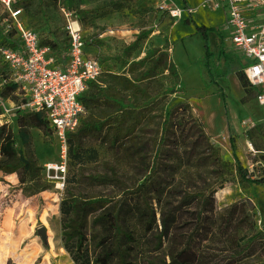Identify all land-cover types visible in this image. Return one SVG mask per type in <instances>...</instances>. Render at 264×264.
I'll list each match as a JSON object with an SVG mask.
<instances>
[{"label":"rangeland","instance_id":"obj_1","mask_svg":"<svg viewBox=\"0 0 264 264\" xmlns=\"http://www.w3.org/2000/svg\"><path fill=\"white\" fill-rule=\"evenodd\" d=\"M107 2L110 0H16L24 8L27 25L37 28L43 40L67 42L69 24L78 21L85 42L90 44L87 53L97 56L103 66L104 73L98 83H110V87L129 101L120 116L119 143L111 148L102 138H83L86 146L99 150V161L83 167L67 164L68 177L77 175L82 192L115 198L90 223L92 264H144L159 252L157 236L164 227L167 242L186 191L204 188L209 181L224 185L216 194L221 209L240 196L251 198L256 206V228L264 231V186L242 187L237 181L222 92L227 96L231 124L236 130L238 156L256 177L264 175V164L258 161L260 154L246 132L264 122V105L247 92L251 85L244 71L225 74L224 58L217 52L218 31L211 30L225 27L222 10L199 8L201 0H130L115 4V12L101 18H96L95 13H77L94 10ZM165 4L198 9L194 14L185 11L182 19L175 22L177 18L169 15ZM146 8L153 11L146 12ZM5 20L0 4V46L4 44ZM197 25L209 29L208 56L203 35L190 34ZM143 29L152 31L149 38L138 50L127 53L126 47ZM183 36L186 40L174 46L176 39ZM165 46L171 48L180 79L174 80L168 71L160 69L153 80L135 83L138 72L131 63L144 58L154 48ZM221 50L236 55L242 64L246 62L232 47ZM207 61L210 71L206 68ZM219 61L221 76L213 72ZM7 71L0 53V90L5 85L2 79L7 77ZM124 81L136 84L141 92L133 95ZM21 104L19 97V102L12 101L10 107H4L0 123L6 122L18 131L21 125L16 114ZM180 104L183 107L171 119L169 140L160 146L166 109ZM87 115L88 112L84 118ZM33 136L39 171L0 200V225L7 228L0 226V239L10 238L13 243L10 252L8 248L0 249L5 254L2 258L5 264L8 260L17 264H74L63 248L57 189L42 176L45 165L62 160L61 147L49 128L33 129ZM158 150L164 153L158 159L159 175L142 185L145 175L157 165ZM218 158L224 163L219 164ZM113 170L122 187L117 182L106 186L91 179L93 174L110 175ZM144 197L149 209H145ZM4 208L8 209L7 213H3ZM256 255L257 260L264 261V249Z\"/></svg>","mask_w":264,"mask_h":264},{"label":"trees","instance_id":"obj_2","mask_svg":"<svg viewBox=\"0 0 264 264\" xmlns=\"http://www.w3.org/2000/svg\"><path fill=\"white\" fill-rule=\"evenodd\" d=\"M128 1L130 0H110V2L100 4L94 10H78L77 13H95L96 18H101L113 14L115 4ZM145 11L151 12L153 8H146ZM35 29L37 30V28ZM208 30V28L199 30L204 34L207 56L209 52L206 31ZM37 32L39 34L38 30ZM151 32L147 29L141 30L126 47V52L131 53L138 50L142 42L149 38ZM39 38L41 46L59 49L57 51L60 56L65 53L66 42L46 41L41 38L40 34ZM3 42H9V37L5 33ZM86 44L90 46V44ZM170 49L166 46L154 48L144 58L133 61L131 65L136 67L138 72L137 78L134 80L135 83L153 80L157 77V72L160 69L168 71L170 76L178 81L180 72L171 56ZM220 56L224 58L226 76L244 71L243 64L236 55L222 50ZM4 64L7 67L5 62ZM220 67L219 61L213 70L219 76H221ZM206 68L210 71L209 61L206 63ZM7 72V77L2 79L5 81V85L0 90V116L5 113L3 105L5 102H19L18 84L10 81L9 70ZM100 77L89 82L86 91L80 96L88 115L83 117L77 129L68 135L67 164L70 167H83L100 159L99 150L92 146H86L83 138L89 136L102 138L109 143L111 148L120 141V116L129 101L126 96H120L118 91L110 87V83L100 85L98 83ZM113 77L115 78V76ZM124 80L127 81L125 78ZM125 85L129 91L133 92V95L141 92V88L134 83L127 82ZM247 89V92L253 93L254 98L264 93V87L251 86ZM222 98L237 181L242 187L264 186V175L261 177L253 175L242 164L238 156L237 134L231 124L229 105L224 92H222ZM182 107L180 104L173 109L170 106L166 109L160 146H164L169 140L172 116ZM16 121L21 125L18 131L8 123H0V171L5 174L16 173L19 183L24 185L29 182L35 172L39 171L33 129L48 128V122L43 114L28 112L22 108L17 110ZM200 127L203 129L201 124ZM246 135L260 154L258 161L264 164V122L247 130ZM163 154L162 150H158L155 157L157 165L151 167L149 174L145 175L142 185L159 175L158 159ZM217 161L219 164L224 163L221 158H218ZM91 179L97 184L106 186H112L117 182L122 187L123 184L114 170L110 175L93 174ZM223 187L224 185H216V182L209 181L204 188L198 187L195 190L186 191L167 242L165 241L167 229L164 227L161 234L157 236L156 249L159 252L147 258L144 264H264V261L257 260L258 255H256L261 249H264V231L256 228L254 202L251 198L240 196L238 200L221 209L217 205L216 194ZM114 201L115 198L109 194L82 192L78 186L77 175L68 177L67 174L66 187L59 203L61 236L63 248L74 264H92L89 243L90 223L95 222L92 218L100 212L105 204ZM143 204L145 209H149L146 197L143 198ZM7 264L17 263L8 260Z\"/></svg>","mask_w":264,"mask_h":264},{"label":"built area","instance_id":"obj_3","mask_svg":"<svg viewBox=\"0 0 264 264\" xmlns=\"http://www.w3.org/2000/svg\"><path fill=\"white\" fill-rule=\"evenodd\" d=\"M6 20L7 45L0 46L10 81L18 84L19 108L43 114L52 136L61 147V161L47 164L44 179L55 184L58 198L64 194L67 176V138L86 114L80 96L89 82L98 79L102 66L97 56L87 53L81 30L68 26L65 53L41 46L37 30L27 25L24 9L16 0H0ZM164 8V6H161ZM199 8L222 10L231 31L232 48L246 58L245 75L252 87H264V0H203ZM169 15L180 19L185 11L194 14L198 8L181 9L165 4ZM4 43V44H6ZM264 105V93L257 96Z\"/></svg>","mask_w":264,"mask_h":264},{"label":"crops","instance_id":"obj_4","mask_svg":"<svg viewBox=\"0 0 264 264\" xmlns=\"http://www.w3.org/2000/svg\"><path fill=\"white\" fill-rule=\"evenodd\" d=\"M202 1L203 0H201V2ZM222 13L225 16V20L223 22L225 27L224 28H220V29L214 28V31L215 30L218 31L217 34H218V37H219L218 38V49H217L218 54L221 53V51H222L221 48L222 47L229 48V49L231 47H233L232 46V40H231V31L226 26V15H225L224 11H222ZM180 19H182V18H180ZM177 20L178 19H175V22ZM201 29H204V28H202L199 25H197L194 29H192L190 34H193V35L202 34L203 38H204L203 32L199 31ZM179 36H180V34H179ZM167 37L169 38L168 35H167ZM206 37H207V43H208V45H207L208 46V52H210V48H209L210 47V42H209L210 41V34H209V31H206ZM176 40L177 41H176V44L174 46H176L178 43H181V42L185 41L186 37L183 36V37L178 38ZM89 49H87V50L90 51ZM172 52L174 54L173 50H172ZM186 55H188V53ZM206 58H207V56H206ZM11 104H12V101H7L3 105H4L5 108H7V107H10ZM4 123H6V122H4ZM1 124H3V122H1ZM17 186H21V184L19 183L18 176H17L16 173L5 174L2 171H0V200L1 201H3L5 199V197L8 196L9 193ZM57 199L60 200L58 197H57ZM7 210H8L7 208H4L3 209V213H7ZM0 226H2L4 228V224L0 225ZM6 229L7 228H4V230H6ZM12 245H13L12 239H10V238H1L0 239V249L1 248H8V252H10V248L12 247ZM4 255L5 254L2 253V251L0 250V264H2V263L5 264V261L2 258V256H4ZM6 261H7V259H6Z\"/></svg>","mask_w":264,"mask_h":264},{"label":"bare ground","instance_id":"obj_5","mask_svg":"<svg viewBox=\"0 0 264 264\" xmlns=\"http://www.w3.org/2000/svg\"><path fill=\"white\" fill-rule=\"evenodd\" d=\"M71 26L75 32L81 29V26L78 21H72Z\"/></svg>","mask_w":264,"mask_h":264}]
</instances>
